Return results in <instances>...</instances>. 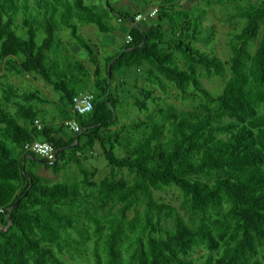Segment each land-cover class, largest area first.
Returning a JSON list of instances; mask_svg holds the SVG:
<instances>
[{"label": "trees", "instance_id": "16d2710c", "mask_svg": "<svg viewBox=\"0 0 264 264\" xmlns=\"http://www.w3.org/2000/svg\"><path fill=\"white\" fill-rule=\"evenodd\" d=\"M101 1L0 0V264H264V0ZM215 6L241 22L228 58L202 38Z\"/></svg>", "mask_w": 264, "mask_h": 264}, {"label": "rangeland", "instance_id": "374dc122", "mask_svg": "<svg viewBox=\"0 0 264 264\" xmlns=\"http://www.w3.org/2000/svg\"><path fill=\"white\" fill-rule=\"evenodd\" d=\"M126 1H128V0H122V1L121 0H112V2H114V5L117 7V9H122V10L126 9V7H125L126 5H124V2L127 3ZM151 1L155 2V0H151ZM85 2L87 4H93V3L98 4L100 12L103 9L102 7L105 6V4L103 5V2L101 0H85ZM132 2H134V0ZM207 2H208V4H207ZM181 3L185 7H189V8H191L193 6L198 7V5H199L200 7H204L206 10L209 11V0H182ZM137 4L140 6L139 0H137ZM212 9H214V10L212 12H210V14L208 13V15H207L208 18L204 24L205 34L202 35V38L204 39L205 37L208 36V34L211 37L213 36V33H212L213 28L209 25L215 24L216 25L215 38H214V36L212 37V39L213 38L214 39L210 40L209 47H214V45H215V50L217 51V53L222 58H228V56H230V54H231V50H230L229 45H228L229 44V38H230L229 33H230V31H234L235 27H237L236 30L238 31L240 28L241 22H237V21L236 22L235 21L227 22V21L220 20L221 17L223 18L225 16H228V13L234 10L233 7L215 6V7H212ZM119 27L124 28V26H122V25H120ZM209 27H211V30L209 29ZM82 34L84 35V37L87 40H90V42L92 44H98V46H101L105 50V52H107L109 54H113L115 52V51L113 52L112 49L116 50L118 45H120L119 42H121L122 38H123L122 36L117 35L116 31L111 32V33H102L94 25L82 26ZM62 35L65 39H67L69 41L72 48L77 45L76 41L70 37L68 30L63 31ZM203 46H206V45L200 44V47H203ZM86 55H87V52L85 50H81L79 52L80 58L83 59L84 61H86L84 59V57ZM11 81L13 83H16V84H22L20 86L22 91H29V90L35 91L37 85H42V86L45 85L42 80H39L38 84L31 82L29 79H25V81H24L23 78H12ZM223 83L224 82L221 78H213L211 80L203 79L204 86L206 88H209L210 90H212L214 92L215 91L218 92L219 89L222 88ZM39 89L43 92L42 88H39ZM91 163L94 164L95 166H98L102 171L107 167L106 161L104 159H102V157H99L98 159L92 160ZM43 174L47 175L49 173H43ZM49 176H50L49 180H52V181H55L56 180L55 178H59V176H57V175H55V176L49 175ZM67 177H72V178H70L71 181H78L79 180V176L76 177L75 174H68ZM75 178H77V179H75ZM59 180H60V178H59ZM177 194H178L177 190L170 189L168 191V194H161V195H163V197L166 198L167 201L177 202V199H176ZM79 264H83V263H79Z\"/></svg>", "mask_w": 264, "mask_h": 264}, {"label": "built area", "instance_id": "2783aa9c", "mask_svg": "<svg viewBox=\"0 0 264 264\" xmlns=\"http://www.w3.org/2000/svg\"><path fill=\"white\" fill-rule=\"evenodd\" d=\"M158 9L157 7H154L150 12H149V15L150 16H154L156 13H157ZM146 16H142V15H138L136 17L137 21L141 20V19H145ZM80 100V99H77V101ZM85 104H83V102L81 103V106L78 107V110L80 113H83V112H89L92 107H91V103L89 101H85L84 102ZM83 104V105H82ZM83 106V107H82ZM69 123V122H68ZM71 124V127L76 130V131H79L80 127L72 122L70 123ZM32 149L37 152L39 155L51 160V159H54L55 156H56V149L53 145H51L50 143H47V142H41V141H35L32 145Z\"/></svg>", "mask_w": 264, "mask_h": 264}, {"label": "crops", "instance_id": "0c3cea01", "mask_svg": "<svg viewBox=\"0 0 264 264\" xmlns=\"http://www.w3.org/2000/svg\"><path fill=\"white\" fill-rule=\"evenodd\" d=\"M131 7H134V4H133V6L131 5ZM127 25H129V23L127 22L126 23ZM121 28L119 27V28H117L115 31H116V34L117 35H119V36H122V34H123V31L122 30H120ZM121 42H119V44H120ZM112 51L114 52L115 51V49H112Z\"/></svg>", "mask_w": 264, "mask_h": 264}]
</instances>
